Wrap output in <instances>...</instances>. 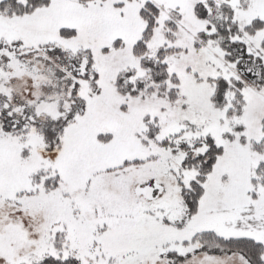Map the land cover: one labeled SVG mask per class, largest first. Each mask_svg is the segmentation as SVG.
I'll use <instances>...</instances> for the list:
<instances>
[{
  "label": "snow or ice",
  "instance_id": "obj_1",
  "mask_svg": "<svg viewBox=\"0 0 264 264\" xmlns=\"http://www.w3.org/2000/svg\"><path fill=\"white\" fill-rule=\"evenodd\" d=\"M0 264H264V0H0Z\"/></svg>",
  "mask_w": 264,
  "mask_h": 264
}]
</instances>
